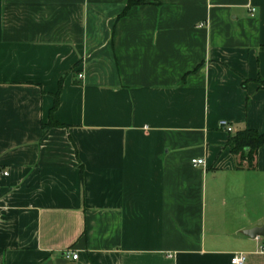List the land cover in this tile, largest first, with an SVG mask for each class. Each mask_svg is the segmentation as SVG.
<instances>
[{"label":"crops","instance_id":"0c3cea01","mask_svg":"<svg viewBox=\"0 0 264 264\" xmlns=\"http://www.w3.org/2000/svg\"><path fill=\"white\" fill-rule=\"evenodd\" d=\"M127 1L0 0V264H264V0Z\"/></svg>","mask_w":264,"mask_h":264},{"label":"trees","instance_id":"16d2710c","mask_svg":"<svg viewBox=\"0 0 264 264\" xmlns=\"http://www.w3.org/2000/svg\"><path fill=\"white\" fill-rule=\"evenodd\" d=\"M143 0H128L127 5L121 13L122 16L125 12L133 7L134 5L142 4ZM261 85L264 86V80L258 81ZM58 93L55 95L54 105L51 112H53L59 103ZM51 126H61V124L53 119L44 126V130L47 127ZM264 144V132L260 133L257 130L253 129H244L238 131L234 136L229 140L230 150L237 159V167L243 166V163H246L247 168L255 167V157L258 149Z\"/></svg>","mask_w":264,"mask_h":264},{"label":"built area","instance_id":"2783aa9c","mask_svg":"<svg viewBox=\"0 0 264 264\" xmlns=\"http://www.w3.org/2000/svg\"><path fill=\"white\" fill-rule=\"evenodd\" d=\"M79 77H82V75L79 74ZM220 126L226 128L227 131H232V128L227 125L226 121H221L220 122ZM192 163H193V165L202 164L203 163V159H193ZM4 174L6 175L7 173H4ZM64 256L66 258H72V259H77V257H78L77 253H75V252H73L71 250L65 251L64 252ZM245 260H246L245 254H236V255H234L232 257L231 263L232 264H244Z\"/></svg>","mask_w":264,"mask_h":264},{"label":"water","instance_id":"95a60500","mask_svg":"<svg viewBox=\"0 0 264 264\" xmlns=\"http://www.w3.org/2000/svg\"><path fill=\"white\" fill-rule=\"evenodd\" d=\"M264 233V225L262 223H258L254 228L249 230H243L242 234L250 237L255 238L258 236H262Z\"/></svg>","mask_w":264,"mask_h":264}]
</instances>
